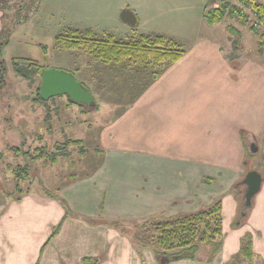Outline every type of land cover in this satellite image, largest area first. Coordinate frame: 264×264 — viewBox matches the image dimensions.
I'll return each instance as SVG.
<instances>
[{
    "label": "crops",
    "instance_id": "obj_1",
    "mask_svg": "<svg viewBox=\"0 0 264 264\" xmlns=\"http://www.w3.org/2000/svg\"><path fill=\"white\" fill-rule=\"evenodd\" d=\"M12 1L0 0V33L9 10L3 5ZM204 1L201 15L206 19L211 2ZM182 2L178 7L183 12L193 5L197 10L201 8L200 0ZM158 3L159 0H152L142 4V9L152 10L146 14L160 17L153 12ZM125 10L133 12L135 24L122 19ZM169 11L166 9L164 15ZM118 13L128 28L138 30L146 22L128 3L119 7ZM232 20L235 24H224L229 40L233 31L239 32L236 21H242L239 17ZM221 22L209 25L213 29L216 25V30L222 32V27H217ZM86 30L93 32L90 28L83 31ZM182 33H149L174 39L185 54L156 80H152V75L144 78L136 96L129 93L127 105L99 130L92 156L98 160L95 168L66 181L59 188V195L74 212L106 219L107 213L103 214L100 206L102 195L108 192V205L127 208L132 214L122 217L113 213L109 219L137 222L195 212L221 199L223 246L213 262L181 259L171 264H225L239 255L242 238L248 232L253 234L254 258H264V182L247 222L239 227L234 223L241 205L232 193L247 172L243 133H251L256 140L251 143H258L264 135L263 40L255 32L250 33L242 49L235 48L233 42L230 52L223 41L208 33L189 34L186 43L177 39ZM101 65L135 67L126 61ZM103 67L99 65L97 70ZM72 73L97 101L92 83L78 72ZM115 77L119 75L111 79ZM135 82L139 81L133 80L132 84ZM244 189L245 185L241 186ZM26 198L34 203L29 213L11 214L19 207L12 204L10 211L0 214V264H35L41 246L65 214L63 205L45 192H32ZM91 206L93 210L84 209ZM129 236L110 225H90L68 217L45 249L40 264H84L82 258L86 256L102 257L100 264H143ZM143 253L147 264H158L149 248H144Z\"/></svg>",
    "mask_w": 264,
    "mask_h": 264
},
{
    "label": "rangeland",
    "instance_id": "obj_2",
    "mask_svg": "<svg viewBox=\"0 0 264 264\" xmlns=\"http://www.w3.org/2000/svg\"><path fill=\"white\" fill-rule=\"evenodd\" d=\"M20 1L15 0L11 2L10 6L6 5L8 6L6 9H9L6 20L8 24L11 23V28L9 43L0 56V60H5L3 62L5 72L3 76L0 74V214L10 211L12 204L19 206L20 209L18 207L14 211L11 210V214H22V211L23 214L29 213L28 210L31 206L33 207L34 203L32 199L26 198V193L37 192L43 195L44 191L56 192L73 176L80 177L90 173L98 161L92 156L96 151L100 128L121 112V109L127 105L129 97L131 95L134 97L139 93L140 82H143L144 78L150 79L151 76V70L146 67L144 69L140 65H135L134 69L123 68L121 65H118L119 67L116 65L103 67L101 65L103 63L94 60L86 50L57 48L55 39L59 34L69 28L81 30L90 28L97 37L111 34L116 39L132 40L139 37V34H149L151 31L165 30L173 35L177 31H183L184 33L178 34L177 39L186 43L189 40L187 37L189 34L195 35L200 32L220 39L231 52L233 46L242 49L246 45L245 42L248 41L245 38L250 33H254L247 23L237 20L236 26L239 32L230 33L229 40L224 26L234 23L232 17L227 16L220 24H217L218 28L222 27V32L216 30V25L213 29L201 15L204 0H200V9L197 10L193 5L192 9L185 12L178 7L182 6V1L185 0H159L153 12L159 13L160 17L146 14L152 10L143 11L142 9V4L152 3V0H39L36 13L30 14L31 16L24 23L19 24L18 18L21 10H19L18 4ZM209 1L211 3L208 9L219 4L218 0ZM127 3L131 7H135L141 18L146 20L141 29L128 28V25L121 20L118 13L119 7ZM21 4L20 7H22ZM166 9H170V11L164 15ZM233 42L235 43L233 44ZM30 62H38L43 67L42 70L57 69L78 72L82 79L92 83L93 91L95 94L97 92V101L94 97V101L87 105L88 108H82L80 105L72 103L65 95H57L48 99V105L39 103L35 99L36 88L38 83L41 84L42 79L37 78L34 81H29L22 76L25 75L29 78L31 75L33 68L29 69ZM99 65L103 69L97 70ZM116 75L119 77L111 79ZM133 80L139 82L132 84ZM69 139L81 140V143L69 145L65 154L54 153L58 155L57 162L49 160L50 162L47 164L44 159L34 162L33 167L38 168L37 172L32 170L26 174V178L17 188L18 182L14 177L13 168L18 164H24L25 161L22 159L18 161L10 154L11 146L20 145L26 140L27 149L35 150L45 146L44 154H46L49 151L54 152L57 143H65ZM250 147L245 160L247 172L250 169H255L264 177V135L258 139V143H251ZM50 158L52 157L50 156ZM239 183L233 187L232 193L244 192V196L245 189L241 190V186L244 185H239ZM12 192L13 195H11ZM107 193L102 195L100 206L103 214L107 213L104 216L106 219L111 218L109 215L113 213L120 214L122 217L132 215L127 212V208L122 210L108 205ZM20 194L23 196L19 199L17 197ZM24 199L26 202L21 203ZM254 205L255 201L253 207ZM253 207L251 208L253 209ZM84 209L90 211L93 210V207ZM164 218L166 217L156 218V220ZM124 219H120L119 225L121 229L131 235L129 240L136 251H139L136 245L141 248L143 259L139 252L138 254L144 264L146 263L144 248H149L154 254L153 248L147 244L150 236L154 234L153 225L145 226L146 221L143 219H139L142 220L139 222L128 218ZM127 233L123 235L126 236ZM144 244L147 245L143 247ZM202 246L203 249L198 254L202 258H206L208 251L204 245ZM233 260L236 264H264L262 257L249 260L242 255H235L228 262ZM156 261L160 264L157 259ZM161 263L171 264L173 262H169V259L166 258Z\"/></svg>",
    "mask_w": 264,
    "mask_h": 264
},
{
    "label": "trees",
    "instance_id": "obj_3",
    "mask_svg": "<svg viewBox=\"0 0 264 264\" xmlns=\"http://www.w3.org/2000/svg\"><path fill=\"white\" fill-rule=\"evenodd\" d=\"M213 1L214 0H212V2ZM30 2L31 0H21L19 2L18 6L19 10H21V13L19 14L20 16L17 15L19 16V24L24 23L25 20L31 16V13L35 14L37 11L40 1L32 0L31 4ZM218 2L219 4L217 6L208 9L205 12V17L209 23H219L227 16L233 18L239 17L244 23H247L250 29L258 36H261V38L264 37V33L261 34L252 25V21L256 18H258L259 21L264 22V3L261 0H218ZM20 4L22 7H20ZM6 5L10 6L11 2L5 3L3 6ZM251 11L256 14V16H253L254 19L250 14ZM10 28L11 23H6L0 33V56L5 46L9 43ZM262 42L264 43V40ZM55 45L57 48L86 50L94 60L101 61L105 64H117L126 61L131 65L144 66L146 69L151 70L152 80H156L167 68L185 54V50L180 43L163 34H142L136 39L121 40L116 39L111 34L97 37L91 30L83 31L77 28H69L59 34L55 39ZM4 61V59L0 60V74H2V76L5 72ZM28 67L29 69L33 68L31 75L29 78L25 75H22L23 77L27 78L29 81H34L37 78L42 79L41 72L43 67L38 62H30ZM35 99L41 104L48 105L49 100L43 99L40 95V83L37 84ZM70 101L74 103V101ZM79 105L82 108H88L86 104ZM48 109L50 108L48 107ZM243 139L245 140L247 150L250 151L251 142H256V140L249 132L243 133ZM80 143L81 140L69 139L65 143H57L54 147V152L49 151L46 154H44L45 146L36 148L35 150H31L30 148L27 149L26 140L21 142L20 145L11 146L9 148L10 154L18 161L21 159L25 161L24 164H18L13 168L14 177L18 182L17 188L26 178V174L30 173L32 170L37 172L38 168L36 169V166L33 167L34 162H37L40 159H44L47 164L50 161L57 162L58 155H55L54 153L58 152L59 155L65 154L69 145H79ZM50 156L52 158H50ZM240 184L241 183H239V185ZM45 193L46 195L57 199L63 205L65 208V214L61 221L54 227L51 236L41 246L39 258L35 264H40L45 249L60 232L68 217L83 220L90 225H110L123 234L126 232L121 229V226L119 225L120 220L111 221L102 217L93 218L82 213L74 212L71 210L68 202L59 195V188L56 192L46 191ZM243 193L244 192L235 193V196L238 198L240 205L243 206V210L247 212V216L245 218H240L238 215L237 220L234 223L235 227L242 226L246 223L252 209L244 205ZM11 195H13V192ZM22 196L23 195L20 194L17 198L20 199ZM144 224L145 226L148 224L153 225L154 234L150 236L147 244L153 248L155 257L160 264H162L161 261L166 258L169 259V262L181 259H192L211 263L223 246V209L221 199H217L211 205L203 207L195 212L183 213L160 220H146ZM147 244H144L143 247ZM202 245H204L208 251V256L206 258H202V256H199L198 254V252L203 249ZM136 247L143 259L142 251L140 250L141 248L138 245H136ZM239 255H242L249 260L254 259L255 253L253 250L252 233L248 232L243 236ZM82 261L84 264H100L102 257L86 256L82 258ZM226 264H236V262L233 260Z\"/></svg>",
    "mask_w": 264,
    "mask_h": 264
},
{
    "label": "water",
    "instance_id": "obj_4",
    "mask_svg": "<svg viewBox=\"0 0 264 264\" xmlns=\"http://www.w3.org/2000/svg\"><path fill=\"white\" fill-rule=\"evenodd\" d=\"M121 16L129 24H135L136 22V17L131 11L125 10ZM41 77L40 95L45 100L57 95H66L79 104L90 105L94 101L91 91L72 72L46 69L42 70ZM263 182L264 177L258 170L250 169L246 173V176L241 181L245 185V206L253 207L255 197L260 192ZM239 216L240 218L247 216L243 206L239 208Z\"/></svg>",
    "mask_w": 264,
    "mask_h": 264
},
{
    "label": "built area",
    "instance_id": "obj_5",
    "mask_svg": "<svg viewBox=\"0 0 264 264\" xmlns=\"http://www.w3.org/2000/svg\"><path fill=\"white\" fill-rule=\"evenodd\" d=\"M243 12H244V10H243ZM250 14H251L252 18L254 19L253 16H256L255 12H252L251 11ZM252 22H253L252 25L255 27V29H257L258 32H260L261 34H263L264 33V22L259 21L258 18H256ZM262 39L264 40V37H262Z\"/></svg>",
    "mask_w": 264,
    "mask_h": 264
},
{
    "label": "flooded vegetation",
    "instance_id": "obj_6",
    "mask_svg": "<svg viewBox=\"0 0 264 264\" xmlns=\"http://www.w3.org/2000/svg\"><path fill=\"white\" fill-rule=\"evenodd\" d=\"M66 96V95H65Z\"/></svg>",
    "mask_w": 264,
    "mask_h": 264
}]
</instances>
